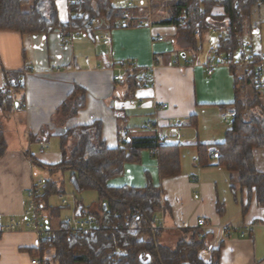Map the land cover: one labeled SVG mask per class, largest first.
I'll use <instances>...</instances> for the list:
<instances>
[{
    "label": "crops",
    "instance_id": "1",
    "mask_svg": "<svg viewBox=\"0 0 264 264\" xmlns=\"http://www.w3.org/2000/svg\"><path fill=\"white\" fill-rule=\"evenodd\" d=\"M55 1L59 21L65 24L71 17L70 0ZM175 1L151 0L154 12L150 0H141L138 6L128 1L122 9L127 18L117 21L115 28L97 23L92 37L71 33L68 46L58 30L46 36L0 31V90L8 76L28 71L16 98L23 110L0 112L6 142L0 159V225L23 219L32 185L39 188L50 177L57 183V174L50 176L45 166L60 162V137L66 130L99 121L111 149L126 138L156 133L168 137L164 145H180L178 176L161 179L152 152L142 151L139 163L125 164L122 175L109 183L113 188L144 189L148 177L161 191L156 224L163 235L176 238L183 229L207 235V246L199 251L205 263L211 261L212 251L219 250V264H264V208L258 206L254 190L238 188L233 184L236 175L218 167L215 159L205 166L198 163L197 146L223 142L230 126H224V117L232 111L223 107L234 102L235 79H241L248 66L217 65L208 75V53H203L208 31L193 54L178 28L163 23L170 20ZM165 3L170 7L166 12L161 9ZM243 45L247 55L264 56V4L246 19ZM242 46L233 55L241 54ZM124 69L125 79L118 81ZM77 88L85 93L84 107L65 119L59 108ZM261 91L264 101V68ZM148 123L152 130L145 128ZM253 161L264 173V149L253 151ZM61 209L41 204L46 228L56 230L68 219L61 217ZM198 219L207 226L197 227ZM37 249L29 230L0 233V264H53L52 249L33 257L30 252Z\"/></svg>",
    "mask_w": 264,
    "mask_h": 264
},
{
    "label": "trees",
    "instance_id": "2",
    "mask_svg": "<svg viewBox=\"0 0 264 264\" xmlns=\"http://www.w3.org/2000/svg\"><path fill=\"white\" fill-rule=\"evenodd\" d=\"M262 4L264 0H176L171 4L170 20L163 23L178 28L185 46L193 54L198 52L193 37L196 24L203 32L227 25L229 36L218 41L217 48L219 52L233 55L242 46L246 19L253 8ZM215 8L221 9L219 15L214 14ZM69 11V21L62 24L55 0H0V31L46 36L58 30L62 36L80 33L92 37V20L111 29L117 21L123 20L124 14L122 9L113 6L112 0L70 1ZM183 14L185 23L179 26L178 18ZM256 64L257 59L244 70L241 79H235L234 102L223 107L234 112L223 142L214 146L199 145L197 149L199 165L205 166L215 159L218 167L236 175L233 184L238 188L249 193L254 190L258 206L264 208V173L257 171L253 161V151L264 149V101L257 85ZM231 71L234 73V69ZM6 80L5 89L0 90V112L11 113L15 111L22 87L18 85L19 74L14 73ZM84 96L82 89H75L59 108L60 115L65 119L75 115L84 107ZM101 128V123L95 121L66 130L60 137V162L45 166L50 176L69 173L75 194L97 193V213L85 214L81 201L75 200V214L94 218L97 229L79 236L70 233L65 223L60 222L54 240L43 242L39 249L31 251L33 257L52 249L54 264H219V250L212 251L209 263L200 259L199 251L207 246V235L198 230L176 232L177 240L172 247L161 243V229L149 230L156 224L154 219L162 201L160 189L153 186L148 177L144 189L109 186L112 179L122 175L125 164L140 162L142 151L152 152L158 161L161 179L178 176L180 145H164L155 137L126 138L111 149L102 138ZM5 152L6 142L0 126V159ZM36 165L43 167L39 163ZM39 190L38 202L44 206L48 205L51 195L62 193L51 177Z\"/></svg>",
    "mask_w": 264,
    "mask_h": 264
},
{
    "label": "built area",
    "instance_id": "3",
    "mask_svg": "<svg viewBox=\"0 0 264 264\" xmlns=\"http://www.w3.org/2000/svg\"><path fill=\"white\" fill-rule=\"evenodd\" d=\"M71 2H76V0H70ZM128 6H131V3L128 4ZM123 18H127V14H123ZM186 16L183 14L178 18V24L179 26H184ZM97 22L95 20H92L90 25H95ZM117 25H120L118 23ZM202 33L200 25H195V30L193 32V37L197 46L200 48L202 43ZM230 33V27L224 26L222 28H211L208 30L207 34L209 37H214L217 39V41L226 40ZM76 34V33H75ZM74 34H66L65 36H62L61 41L65 46L69 45V38H71ZM243 52L241 54L235 55H227L225 53L219 52L217 47H211L208 56L206 59L205 67L206 72L208 75H211L213 70L212 68L214 66H220L224 65L227 67H247L252 65L255 62V58L252 56H249L245 53L247 49V45L242 46ZM263 68H264V56H261L257 59L256 69H257V85L262 90V81H263ZM127 69V68H126ZM124 73L119 75L117 77L118 81H124L126 76V70L124 69ZM28 74V71L21 70L19 72V84L21 86V83L23 82V78ZM15 110L20 112L23 110V107H20L16 104ZM234 118V112L231 111L227 113L224 117V122L226 124H229L230 121ZM180 125V123H178ZM146 129L152 130V125L150 123L146 124ZM155 138L159 142L165 141L168 137H165L162 134L156 133ZM179 146V145H178ZM217 154L214 153V157H216ZM40 196V190L35 185H32L28 191H27V204L26 208L23 212V219L22 220H14L10 221L8 225H0V233L8 232V231H21V230H29L31 231L35 237L37 244L40 245L43 242L53 241L55 238V234L58 232V229H48L43 224L42 220V214H41V205L38 202V197ZM61 205H67L68 202L64 199L63 196L58 197ZM155 223H157V219H154ZM66 227L68 228V231L74 235L84 236L92 233L97 229V223L96 220L92 217H80L75 214V201L73 203V214L70 218L64 221ZM207 225L204 222L203 219L197 220V227L199 228H205ZM155 229H163L161 226H157V224L154 227H151L149 230H155ZM36 263V261H33Z\"/></svg>",
    "mask_w": 264,
    "mask_h": 264
},
{
    "label": "rangeland",
    "instance_id": "4",
    "mask_svg": "<svg viewBox=\"0 0 264 264\" xmlns=\"http://www.w3.org/2000/svg\"><path fill=\"white\" fill-rule=\"evenodd\" d=\"M128 1H132L136 6L139 5L141 0H112V4L114 6H116L117 8L120 9H124L126 8V3ZM172 1V0H170ZM151 5V12L152 11V4H151V0L149 2ZM170 3V2H169ZM154 4V2H153ZM171 7V6H170ZM169 6H166V3L164 6L161 7V9L163 11H169L170 9ZM149 11V9H148ZM218 8H215L213 12L217 13ZM219 13H221V9L219 10ZM207 44L203 45V53L207 54L210 50L211 47H215L217 39L214 37H209V35L207 34ZM210 44L212 46H210ZM210 46V47H209ZM202 53V54H203ZM187 57L189 58V55H187ZM230 124V123H229ZM229 124H224V126H229ZM54 179H57V187L58 189L61 190V194L64 197V199L68 202L67 205H61L59 199H58V195H51L48 198V202L50 205L58 208L61 207V217H65V218H69L72 216L73 214V203L76 200L81 201L83 207H84V213L88 214V213H97L99 212V204H98V197H97V193L94 191H85L83 193H81L80 195L75 194L72 185L70 184V177H69V173H60L57 174V176H55ZM72 208V209H71ZM71 209V211H70ZM163 230V229H161ZM177 238H175V236L173 234H168V235H162L161 237V243L164 245H167L169 247L174 246V244L176 243ZM54 264V262H53Z\"/></svg>",
    "mask_w": 264,
    "mask_h": 264
},
{
    "label": "water",
    "instance_id": "5",
    "mask_svg": "<svg viewBox=\"0 0 264 264\" xmlns=\"http://www.w3.org/2000/svg\"><path fill=\"white\" fill-rule=\"evenodd\" d=\"M105 207H106V206H105V205H103V208H104V209H105Z\"/></svg>",
    "mask_w": 264,
    "mask_h": 264
}]
</instances>
